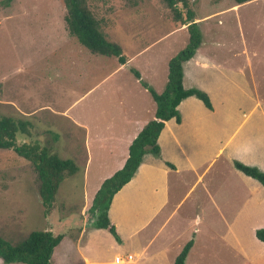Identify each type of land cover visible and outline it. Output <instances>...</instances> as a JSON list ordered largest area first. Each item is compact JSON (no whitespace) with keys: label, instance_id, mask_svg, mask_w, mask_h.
Wrapping results in <instances>:
<instances>
[{"label":"crops","instance_id":"0c3cea01","mask_svg":"<svg viewBox=\"0 0 264 264\" xmlns=\"http://www.w3.org/2000/svg\"><path fill=\"white\" fill-rule=\"evenodd\" d=\"M202 47L182 64L181 85L203 91L211 109L195 97L183 99L176 107L179 122H164L157 137L158 156L145 154L129 182L113 195L107 218L120 243L106 230L89 227L79 230L75 239L67 238L55 257L63 235L49 264H63L73 252L77 264H172L188 241L192 244L183 264H189L191 256H197L196 264H212L207 250L211 239L205 235L201 240V229L223 231L216 257L221 264H264V244L254 236L255 230L264 229V189L233 166L238 162L264 173V71L245 55L242 66H232ZM126 62L116 61L117 66L83 95L109 85L101 93L109 96L112 110L97 109L80 125L79 161L85 168L93 163V195L104 179L122 168L131 141L154 116L155 104L136 79L127 85L113 78ZM165 83L163 74L159 86L146 84L160 93ZM13 106L21 116L36 114L35 109L26 114L18 104ZM126 255L131 256L128 262ZM116 257L122 261L116 263Z\"/></svg>","mask_w":264,"mask_h":264},{"label":"rangeland","instance_id":"374dc122","mask_svg":"<svg viewBox=\"0 0 264 264\" xmlns=\"http://www.w3.org/2000/svg\"><path fill=\"white\" fill-rule=\"evenodd\" d=\"M84 5L101 34L119 45L127 61L128 66L113 78L129 85L135 79L134 69L141 81L159 86L163 74L167 76L168 60L186 45L187 31L180 30L185 10L174 17L162 0H84ZM234 5L233 0H187L186 10L201 34L204 53L232 66L249 60L264 71V0L236 9ZM65 14L63 0H0V117L29 123L28 134L15 135L18 145L44 147L60 159L77 163L76 172L60 182L45 211L31 165L9 150H0V235L10 244L32 231L64 235L55 257L66 239H75L79 230L91 227L95 217L90 207L96 181L91 180L93 163L80 166V125L97 109L112 110L109 96L101 93L109 85L93 87L83 95L117 66L116 58L92 55L70 36ZM16 104L26 114L31 109L36 114L21 116ZM200 231L201 240L211 239L207 250L214 258L212 264H221L216 257L223 231ZM75 253L63 264H77ZM196 257L191 256L189 264H196Z\"/></svg>","mask_w":264,"mask_h":264},{"label":"trees","instance_id":"16d2710c","mask_svg":"<svg viewBox=\"0 0 264 264\" xmlns=\"http://www.w3.org/2000/svg\"><path fill=\"white\" fill-rule=\"evenodd\" d=\"M233 1L236 5H240L252 0ZM162 2L173 12L174 17H180V10H185V18L181 25L185 26L188 34L186 45L168 60L166 83L160 93H156L141 81L136 70H131L133 77L148 92L155 104L154 116L131 141L128 156L122 168L101 182L90 207L95 213L91 228L106 230L118 244L120 239L107 218V210L113 195L129 182L145 154L158 156L157 137L164 122L169 119L179 122L176 107L183 99L195 97L206 109H211L209 99L203 91L195 88L184 89L181 85L182 64L193 56L201 43V34L196 23L192 21V13L186 10L187 0H162ZM63 3L66 7L64 22L70 36L92 55L114 57L120 65L126 62L119 45L106 40L98 30L97 22L85 7L84 0H63ZM28 125L27 122L0 117V150H9L31 165L38 182L37 194L43 208L47 211L53 203L60 182L66 175L74 174L77 168L71 160L60 159L57 155L50 154L44 147L28 143L18 145L15 135L28 134L26 129ZM233 166L245 176L257 181L264 189V173L238 162H233ZM254 236L264 244V229L255 230ZM62 237L63 235H55L50 231H32L20 242L10 244L0 235V259L3 264H49L53 250ZM191 244L192 242L188 241L183 246L172 264L184 263Z\"/></svg>","mask_w":264,"mask_h":264},{"label":"built area","instance_id":"2783aa9c","mask_svg":"<svg viewBox=\"0 0 264 264\" xmlns=\"http://www.w3.org/2000/svg\"><path fill=\"white\" fill-rule=\"evenodd\" d=\"M124 259H125V261H130L131 260V256L130 255H126V256H124ZM122 260H121V257H116L115 258V262L116 263H120Z\"/></svg>","mask_w":264,"mask_h":264}]
</instances>
